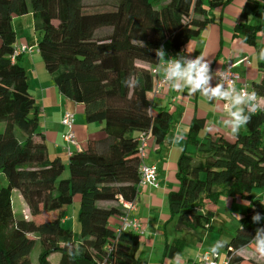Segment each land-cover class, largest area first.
<instances>
[{
    "label": "trees",
    "instance_id": "trees-1",
    "mask_svg": "<svg viewBox=\"0 0 264 264\" xmlns=\"http://www.w3.org/2000/svg\"><path fill=\"white\" fill-rule=\"evenodd\" d=\"M0 0V264H33L31 254L41 243L39 264H148L138 255L140 236L132 230L116 233L110 219L124 212L121 199L138 195L140 157L138 137L148 130L164 143L171 126L170 113L152 112L158 75L155 50L169 44L180 50L211 21L213 9L232 0ZM91 4V3H90ZM93 4V3H92ZM33 12L41 37L40 55L58 90L84 107L87 122H99L104 139H90L87 147L69 156V174L59 157L50 158L42 129L40 107L18 56L12 60L17 33L15 16ZM243 17L264 19L256 1L248 0ZM258 25L236 24L234 34L255 44ZM260 80L252 89L264 102V61ZM131 77L137 86L123 81ZM204 120L192 121L188 148L178 162L179 188L169 194L172 216L180 230L216 231L215 205L222 194L247 200L248 210L231 237L229 264H248L232 256L247 244L264 220V112L254 115L245 132L228 139L222 134L200 137ZM17 190L32 218L15 216L12 194ZM79 196L80 232L76 236L63 220L66 208ZM104 202L111 203L107 206ZM49 220L42 213L57 211ZM79 245L69 257L67 245ZM184 239L167 242L165 256L180 252ZM60 253L56 262L51 255Z\"/></svg>",
    "mask_w": 264,
    "mask_h": 264
},
{
    "label": "crops",
    "instance_id": "crops-1",
    "mask_svg": "<svg viewBox=\"0 0 264 264\" xmlns=\"http://www.w3.org/2000/svg\"><path fill=\"white\" fill-rule=\"evenodd\" d=\"M247 1L232 0L213 9L210 15L211 21L180 50L174 51L169 44H166V58L175 57L180 53L189 55L192 58L202 54L210 61V67L213 72L231 65L240 74V79L236 84L237 87L247 86L251 88L253 81L260 80L262 76L258 68L260 61L257 59V54L259 49L264 48V19L255 15H249L246 18L242 16L241 11ZM252 1H256L260 10L264 11V0ZM29 14L33 16V12H29L25 16ZM245 21L258 25L260 28L256 35L255 44L247 43L242 36L234 34L236 24ZM38 41L39 38L33 40V38L29 39L27 34L18 36L17 33V46L20 44L38 45ZM186 50L191 53H187ZM19 63L26 70L30 89L33 86L37 93L35 98L37 96L36 101L40 107L42 129L47 143L48 154H51L54 158L59 157L66 166L69 163L70 155L66 151L64 133L67 129L62 123V118L64 113L70 110V104L67 101L71 99L64 96L60 91L56 93L53 85L54 80L46 69L40 53H23L20 55ZM158 79H161L159 73ZM215 83L216 80H213V86ZM71 102L74 103L73 108L76 111L84 113L82 105L73 100ZM223 105V101H216L214 105H210L198 93L195 96H189L187 91L183 93L172 91L165 85L162 86L158 94L155 93L152 101V112L153 114H157L162 109L167 110L171 115V126L164 143L161 145L154 141L152 137L149 140L147 156L144 162L157 167L158 186H142L135 199L137 207L134 211H131V214L138 217L143 224L142 232L139 234L141 245L138 255L141 259L146 260L148 264H174L171 258L165 256L164 244L179 238V233L185 232L181 238L184 239L182 250H184L189 242L194 247L193 251L183 256L181 264H190L207 251L209 247L204 246L205 239H208L211 244L215 242H211V239L215 238L211 235L212 233L209 234L212 231L205 228H202L203 231L199 229L190 231L178 229L176 217L172 216L170 210L169 194L179 188V181L177 179L178 162L183 151L190 147L188 146V137L192 121L195 118L204 120V126L199 132L200 137L218 133L228 139L233 138L219 124L223 115ZM93 124L95 123L88 122L86 126L79 127L76 126L75 118L74 130L80 144L79 149L87 147L90 139L99 140L105 138L106 134L102 129L101 123L98 126ZM208 128L212 130L208 131ZM245 130L246 126L240 132H245ZM173 136H182L183 139L179 143H172L171 138ZM79 149L75 145H71L72 151ZM64 156L67 159H64ZM2 177L4 176L0 174V185H3L1 184ZM14 193L19 194V198L22 201L19 202L23 207L22 211L30 217L31 211L23 196L17 190H14ZM256 196L263 197L264 190H258ZM74 202H80L79 196L74 198ZM231 202L232 200L230 199L228 204L231 205ZM102 204L111 205V203L107 202ZM68 208L69 206L66 208V211ZM66 214L63 222L67 218ZM57 215L58 210L53 218ZM110 225L113 228L118 227L120 225L119 216L112 217ZM188 235L191 237L190 241L186 237ZM145 252H147V257L143 256ZM220 259L221 256H219ZM58 260L59 258L56 261Z\"/></svg>",
    "mask_w": 264,
    "mask_h": 264
},
{
    "label": "clouds",
    "instance_id": "clouds-1",
    "mask_svg": "<svg viewBox=\"0 0 264 264\" xmlns=\"http://www.w3.org/2000/svg\"><path fill=\"white\" fill-rule=\"evenodd\" d=\"M187 51V50H186ZM157 57V71L161 76L163 84L172 91L183 93L187 91L189 96L197 93L210 105L216 101H223V115L219 122L220 127L228 132L231 137H238L241 129L250 123L252 117L259 112H264V102L258 98L257 93L249 91L246 87L237 88L229 69H219L215 72L210 67V61L202 54L192 58L184 53L175 57L166 58L167 53L163 46L155 50ZM187 53H191L188 52ZM259 61H264V48L259 49L257 54ZM217 82L213 86L212 81ZM123 85L128 88L137 86V82L131 77L124 80ZM211 131V128L207 129ZM182 136H173L172 143H179ZM264 205V202H261ZM238 221L242 219L239 214H233ZM251 220L253 223H260L264 220L259 212H256ZM241 231L243 225L240 224ZM230 241L218 239L209 246L204 253L206 264H215L222 250L229 248ZM69 257L79 254V245H67ZM232 256L248 264H264V227L255 229L254 236L247 244L241 245L232 250ZM171 259L174 264H181L182 253H175Z\"/></svg>",
    "mask_w": 264,
    "mask_h": 264
},
{
    "label": "rangeland",
    "instance_id": "rangeland-1",
    "mask_svg": "<svg viewBox=\"0 0 264 264\" xmlns=\"http://www.w3.org/2000/svg\"><path fill=\"white\" fill-rule=\"evenodd\" d=\"M101 2H102L101 0H91L88 3L90 5L89 7L91 9H96V8H100L98 4ZM14 19L15 20L13 21L14 22L13 27L17 31L18 36H23V34H27L29 36V39L33 38V40L41 37L40 32L36 31V29H35L32 14H29L27 16H25V15L24 16H16ZM49 77H51V76H49ZM52 84H53V82H52ZM53 85L55 87L56 93H59V90L57 89L55 83ZM31 91H32L34 96L37 95L33 86L31 88ZM36 98H37V96H36ZM67 102L70 104L69 109L76 112V126H79V127L86 126L88 122L86 120L85 113H83L82 111H76L73 108L74 103L71 102V100H68ZM94 123L95 124H93V125H95V126H98L100 124L99 122H94ZM66 148H67V146H66ZM49 156H50V158H54V157H52L51 154ZM64 159H67L66 156H64ZM68 174H69V166L67 164L65 166V171L63 173V176H68ZM1 184L7 185V181H6L5 177H2V183ZM258 190H260V189L254 190L255 196H256V192ZM230 199L231 198H229L226 194H222L220 199H218L217 204L215 205L216 212H215V215L213 218V224L216 226L217 230L215 232H213V231L209 232L208 231L209 234L212 233L211 235L215 237V238L211 239L212 240L211 242H214V241L221 239V238L230 240V238L235 234L237 228L240 226L241 222H243L245 220L247 210H248L247 200L242 199V198H238L236 201L232 200L231 205H229L228 203L230 202ZM19 202H22L21 199L19 198V194L14 193L13 194V203H14V210H15L14 214L19 218L23 217V218H30L31 219L32 215L30 217L27 216V214H25V212L22 211L23 207H22V205L19 204ZM79 209H80V204L78 202H74V204L70 205L66 211L67 212V214H66L67 218L63 222V225L65 227H71L73 229V232L75 233L76 236L80 232ZM233 214H239L242 217V219L240 221H238V219L235 216H233ZM55 215H56V211L45 212V213H42L41 215L37 216L35 219L37 221H44V220L53 219V217ZM199 230L203 231L201 228ZM184 233H182V234L179 233L180 239L182 238V235ZM186 237L189 241L191 240V237L189 235ZM172 241L173 240H171L169 242H172ZM166 243L164 244V253H165ZM190 244L191 243L189 242V244L187 246H185L184 250L181 249V251L179 253L182 252L183 256H185L189 252L193 251L194 247L191 246ZM210 245H212L210 243V241L208 239H205L204 240V246L209 247ZM41 249H42L41 243L37 242L33 251H32V254H31L33 264H39L38 257H39V253H40ZM226 254H227V249L222 250V252L220 254L221 259L226 258ZM143 256L147 257V252H145V254ZM57 258H60V253H55V254L51 255L50 260L54 263V262H56ZM221 259H220V261H221Z\"/></svg>",
    "mask_w": 264,
    "mask_h": 264
},
{
    "label": "built area",
    "instance_id": "built-area-1",
    "mask_svg": "<svg viewBox=\"0 0 264 264\" xmlns=\"http://www.w3.org/2000/svg\"><path fill=\"white\" fill-rule=\"evenodd\" d=\"M27 52L40 53V48L38 45H29V44H20L19 46L15 45V49L11 55L12 60L15 61L18 56ZM226 68L230 70L236 85L240 79L239 72L236 71L231 65ZM153 72H155L158 75L157 67L153 69ZM163 85L164 84L162 79H158L156 82V90H155L156 94H158L161 91ZM244 87H246L249 91H253L252 88H248L247 86H243L241 88ZM257 96L262 101V98L258 94ZM75 118H76L75 112L70 110L66 111L62 118V123L67 128V131L64 133V140L66 142L67 151L69 155H71L74 152L71 150V145H75L78 149L80 148V144L77 140L76 133L74 130ZM150 138H151V133L148 130L141 132L138 137V147H139L140 157L142 159V163L140 165V180L138 182V191L144 185L155 186V187L158 186L157 167L155 165H148L144 162V159L147 156V150L149 147ZM120 204L122 205L124 212L121 216H119L120 225L115 228L116 233L119 234L126 230H132L133 232L140 234L142 232L143 224L138 217H135L131 214V211H134L137 207L136 200L134 199L129 201V200L121 199ZM190 264H206V261L204 260V253L200 255L196 261ZM215 264H229V259L226 257L220 261L218 257L215 260Z\"/></svg>",
    "mask_w": 264,
    "mask_h": 264
}]
</instances>
